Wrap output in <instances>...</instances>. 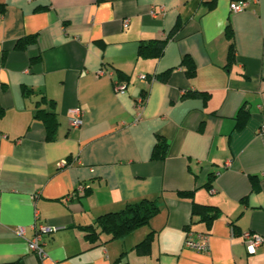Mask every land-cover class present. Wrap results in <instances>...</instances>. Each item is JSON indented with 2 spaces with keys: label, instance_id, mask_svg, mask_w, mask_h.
I'll list each match as a JSON object with an SVG mask.
<instances>
[{
  "label": "crops",
  "instance_id": "obj_1",
  "mask_svg": "<svg viewBox=\"0 0 264 264\" xmlns=\"http://www.w3.org/2000/svg\"><path fill=\"white\" fill-rule=\"evenodd\" d=\"M231 1L0 0V264H264V241L249 254L241 237H264V0ZM170 33L160 57L139 53ZM39 108L57 116L52 140ZM143 198L159 206L147 224L87 237ZM194 204L218 214L207 222ZM35 221L58 227L43 258L25 239ZM189 233L207 234V250L186 248Z\"/></svg>",
  "mask_w": 264,
  "mask_h": 264
},
{
  "label": "trees",
  "instance_id": "obj_2",
  "mask_svg": "<svg viewBox=\"0 0 264 264\" xmlns=\"http://www.w3.org/2000/svg\"><path fill=\"white\" fill-rule=\"evenodd\" d=\"M231 29H228L227 35L230 36ZM172 33L164 39H153L147 43L139 46V53L146 57L158 58L162 55L166 43ZM35 39V35L26 36L16 41L15 47L22 49L25 47L24 43L26 40ZM231 50V49H230ZM181 65L185 66V73L190 78L195 75L196 67L189 55H183L181 59ZM169 71H165L160 74V78L164 80L165 76ZM144 93L141 92V95ZM35 116L41 119L46 128L47 139L52 140L58 125L57 116L53 111H47L42 108L36 110ZM167 149V142L164 139H158L152 150V158L163 159ZM68 164L66 161L64 165ZM159 210V206L155 199L143 198L135 203H128L118 210H110L101 215L96 219V227L92 232L87 233V237L91 240L97 239L99 234H107L111 239L119 238L130 234L134 229L143 226L148 223L150 218L155 215ZM193 213L200 216L201 219L210 222L218 214L217 209L214 206H203L193 205ZM150 234L147 235L141 242L136 246L138 253H146L150 245Z\"/></svg>",
  "mask_w": 264,
  "mask_h": 264
},
{
  "label": "built area",
  "instance_id": "obj_3",
  "mask_svg": "<svg viewBox=\"0 0 264 264\" xmlns=\"http://www.w3.org/2000/svg\"><path fill=\"white\" fill-rule=\"evenodd\" d=\"M246 0H232L229 4L230 12H240L245 9L246 7ZM128 24V20L124 19L123 25L126 26ZM141 81H146L147 77L145 75L139 76ZM114 88L117 92L123 93L125 92L126 86L121 82H116ZM145 103V98L143 96H138L135 99V106L138 111L136 114V118L140 117L141 109L143 108ZM69 113L72 115L70 119V126L71 127H78L82 121L83 111L78 108H72L69 110ZM228 165V164H227ZM70 197V195H68ZM35 217L37 218V212L35 211ZM33 234L31 238H25V228L22 226L15 227V232L26 239L28 248L37 254L39 258L45 257V251L43 248L42 239L44 236L54 232L58 227L50 226L45 223L34 222L32 224ZM243 243L245 244V248L249 254H253L256 252L257 248L263 243L264 237L256 232L252 231H244L241 234ZM183 245L186 248L198 250V251H205L207 250L208 246V235L203 233H189L185 236Z\"/></svg>",
  "mask_w": 264,
  "mask_h": 264
}]
</instances>
